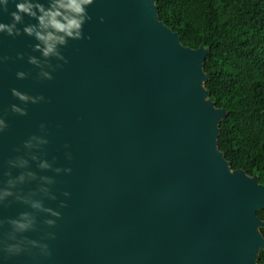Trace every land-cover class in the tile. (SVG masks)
Segmentation results:
<instances>
[{
  "label": "water",
  "instance_id": "obj_1",
  "mask_svg": "<svg viewBox=\"0 0 264 264\" xmlns=\"http://www.w3.org/2000/svg\"><path fill=\"white\" fill-rule=\"evenodd\" d=\"M88 11L91 39L69 42L51 81L16 80L30 66L15 53L32 41L0 37V55L12 57L0 66V110L15 103L9 88L50 100L9 115L0 158L43 122L47 151L72 169L57 177L71 199L41 264H258L264 185L219 151L226 110L205 89L208 49L184 47L156 0H95Z\"/></svg>",
  "mask_w": 264,
  "mask_h": 264
},
{
  "label": "clouds",
  "instance_id": "obj_2",
  "mask_svg": "<svg viewBox=\"0 0 264 264\" xmlns=\"http://www.w3.org/2000/svg\"><path fill=\"white\" fill-rule=\"evenodd\" d=\"M95 0H0V37H25L29 52L17 51L15 61L25 62L28 71H16V80L29 77L36 83L53 80V73L68 63L63 50L69 42L91 39L84 35V25L92 20L89 8ZM103 23V17H99ZM12 57L0 55V66ZM34 73V75H33ZM15 103L0 110V137L10 128L9 115H28L30 105L50 103L43 94H30L17 88L8 89ZM60 127V125H57ZM48 125L40 123L35 133L14 145L10 155L0 158V264H16L22 257L41 264L52 256L49 242L56 239L54 229L68 207L71 193L60 191L57 177L70 175L57 155H50ZM70 145L61 146L63 161L70 164ZM13 206L25 209L6 215Z\"/></svg>",
  "mask_w": 264,
  "mask_h": 264
},
{
  "label": "trees",
  "instance_id": "obj_3",
  "mask_svg": "<svg viewBox=\"0 0 264 264\" xmlns=\"http://www.w3.org/2000/svg\"><path fill=\"white\" fill-rule=\"evenodd\" d=\"M156 6L184 47L208 49L205 89L226 110L219 151L232 170L264 185V0H156ZM257 215L264 221V210Z\"/></svg>",
  "mask_w": 264,
  "mask_h": 264
}]
</instances>
